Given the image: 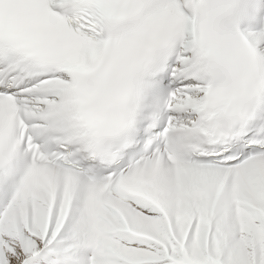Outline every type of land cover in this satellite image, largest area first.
I'll use <instances>...</instances> for the list:
<instances>
[{"label": "snow or ice", "instance_id": "snow-or-ice-1", "mask_svg": "<svg viewBox=\"0 0 264 264\" xmlns=\"http://www.w3.org/2000/svg\"><path fill=\"white\" fill-rule=\"evenodd\" d=\"M0 264H264V0H0Z\"/></svg>", "mask_w": 264, "mask_h": 264}]
</instances>
